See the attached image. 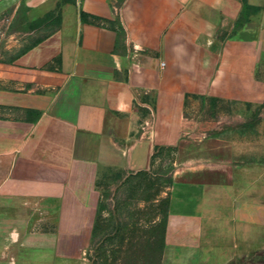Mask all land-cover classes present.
<instances>
[{
    "label": "crops",
    "instance_id": "1",
    "mask_svg": "<svg viewBox=\"0 0 264 264\" xmlns=\"http://www.w3.org/2000/svg\"><path fill=\"white\" fill-rule=\"evenodd\" d=\"M3 40L0 264H88L98 179L169 153L160 264H264V0H0Z\"/></svg>",
    "mask_w": 264,
    "mask_h": 264
},
{
    "label": "rangeland",
    "instance_id": "2",
    "mask_svg": "<svg viewBox=\"0 0 264 264\" xmlns=\"http://www.w3.org/2000/svg\"><path fill=\"white\" fill-rule=\"evenodd\" d=\"M5 45L0 42V51ZM259 113L256 106H223L218 119L227 118L229 124L216 127L247 131L259 121ZM173 160L172 153L157 155L147 170L124 172L120 178L109 172L98 179L100 211L86 251L88 264H160L161 217Z\"/></svg>",
    "mask_w": 264,
    "mask_h": 264
},
{
    "label": "trees",
    "instance_id": "3",
    "mask_svg": "<svg viewBox=\"0 0 264 264\" xmlns=\"http://www.w3.org/2000/svg\"><path fill=\"white\" fill-rule=\"evenodd\" d=\"M62 2H74V0H61ZM244 6H247L246 3H244ZM60 4H58V9L56 12H48L45 15H43L42 17H40L39 19L32 21V22H27L26 25H21V26H16L15 27V23H12L11 28H15L17 30H22V31H31L39 26L42 25L43 27V32L44 35H42V37H45L47 35H49L50 33H52L54 30H56V28H58L60 26V22H61V12L59 10ZM82 17L85 15L83 12H81ZM18 16L20 17V21H25L26 16H25V7H20L19 11H18ZM40 40V39H39ZM38 39L31 41L30 43L26 44L25 46L21 47L20 49H18L14 56L17 57L19 55H21L22 53L26 52L29 48H31L32 46H34L35 44H37L39 42ZM121 173L118 172L115 174L116 178H120L121 177ZM168 182H170V179L168 180ZM100 211V206L98 203V208H97V213H96V217H95V221H94V225H93V231H92V236L95 234L96 232V219H97V215L99 214ZM166 219H167V200H166V205L165 208L162 212V217H161V235L159 238V246H160V251H162L163 246H164V232H165V226H166Z\"/></svg>",
    "mask_w": 264,
    "mask_h": 264
}]
</instances>
